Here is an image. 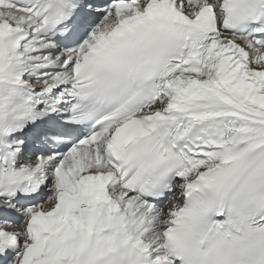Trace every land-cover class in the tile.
Masks as SVG:
<instances>
[{
	"label": "snow or ice",
	"instance_id": "6c2138e0",
	"mask_svg": "<svg viewBox=\"0 0 264 264\" xmlns=\"http://www.w3.org/2000/svg\"><path fill=\"white\" fill-rule=\"evenodd\" d=\"M0 264H264V0H0Z\"/></svg>",
	"mask_w": 264,
	"mask_h": 264
}]
</instances>
